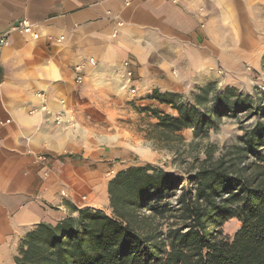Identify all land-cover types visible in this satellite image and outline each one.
Masks as SVG:
<instances>
[{
	"label": "crops",
	"instance_id": "0c3cea01",
	"mask_svg": "<svg viewBox=\"0 0 264 264\" xmlns=\"http://www.w3.org/2000/svg\"><path fill=\"white\" fill-rule=\"evenodd\" d=\"M21 18L38 38L10 31ZM8 31L0 48V264H18L20 241L36 224L102 209L116 172L144 164L97 132L109 99L131 94L124 61L135 72L136 102L176 116L156 94L233 84L249 74L244 66L262 62L264 0H0V34Z\"/></svg>",
	"mask_w": 264,
	"mask_h": 264
},
{
	"label": "trees",
	"instance_id": "16d2710c",
	"mask_svg": "<svg viewBox=\"0 0 264 264\" xmlns=\"http://www.w3.org/2000/svg\"><path fill=\"white\" fill-rule=\"evenodd\" d=\"M175 96L155 98L176 116L147 109L158 120L151 138L169 141L184 129L204 136L224 116L245 111L261 117L217 156L208 145L188 178L149 165L119 171L108 185L112 215L83 207L55 224H36L21 239L16 263L264 264V108L235 88L212 94L206 86L188 104ZM233 218L241 224L230 237L223 227Z\"/></svg>",
	"mask_w": 264,
	"mask_h": 264
},
{
	"label": "rangeland",
	"instance_id": "374dc122",
	"mask_svg": "<svg viewBox=\"0 0 264 264\" xmlns=\"http://www.w3.org/2000/svg\"><path fill=\"white\" fill-rule=\"evenodd\" d=\"M247 67H250L251 70H248ZM244 69L249 73L246 78H235L232 81L233 84L228 85L222 81L207 82L205 86L196 87L187 94L176 95L174 102L193 103L202 89L210 86L212 94L215 91L220 92L227 88H235L243 96H251L256 101V107L264 108V58L262 62H258L256 65L247 64ZM127 96L119 103L110 98L107 113L96 114L107 125L98 129L97 132L107 136L110 141H115L118 138L119 143L129 146L132 152L131 157L144 163L143 165H149L184 178L194 174L200 167L206 157L208 145L217 147V156L226 144L236 141L238 137L243 135L245 129L254 126L261 117L260 113L248 116L249 112L246 111L237 116L227 115L222 118L217 129L210 130L204 136H195L193 129H184L177 134L178 137L163 141L149 136L150 125L156 124L158 121L154 113L147 110L150 107H146L141 102H136V95L127 93ZM97 100L101 102L104 99L97 97ZM169 107L173 108L171 105L165 106L164 110L168 111ZM158 111L161 110L158 109ZM161 112L171 115L165 111ZM111 173L113 171L110 172V175ZM184 183H188V181H184ZM172 200L174 201L175 197ZM102 210L112 215L110 201ZM240 224L235 218L229 220L223 227L224 234L232 237Z\"/></svg>",
	"mask_w": 264,
	"mask_h": 264
},
{
	"label": "built area",
	"instance_id": "2783aa9c",
	"mask_svg": "<svg viewBox=\"0 0 264 264\" xmlns=\"http://www.w3.org/2000/svg\"><path fill=\"white\" fill-rule=\"evenodd\" d=\"M125 2V4L129 5L132 3L133 0H123ZM173 2H178L180 0H171ZM11 30L10 31H21L25 34H28L30 35L32 38H38L39 37V33L36 31V29L34 28V24L28 19V18H21L20 20L16 21V23L14 25H12V27L10 28ZM10 31L6 32V33H3V34H0V48L5 46L7 43H8V37H9V33ZM63 37H61L62 39ZM90 62L92 64H95L96 61L91 58L90 59ZM124 67H125V76H126V84L124 85V87H129V92L131 94H135L136 93V89L135 87L133 86H130L134 80H135V72L134 70L132 69L131 67V61L130 60H126L124 61ZM81 68L82 66H78L76 69L77 71L80 73L78 76H77V81L80 82L83 80V75L81 74ZM248 70H251L250 67H247ZM39 96L41 97H44V94H39ZM42 110H46L47 112H49L50 114L51 113H54V118L55 120L59 123L63 120V116H64V112L61 113V112H52L51 110L48 109V107L46 105H43L41 107ZM38 159L40 161H43V162H46L47 161V156L43 155V154H40L38 155ZM63 195H65V191L62 192Z\"/></svg>",
	"mask_w": 264,
	"mask_h": 264
}]
</instances>
